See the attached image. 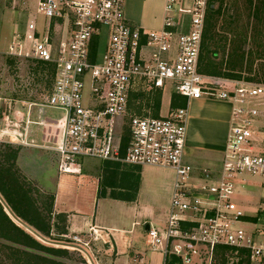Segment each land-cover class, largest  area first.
I'll return each mask as SVG.
<instances>
[{
  "label": "built area",
  "instance_id": "obj_1",
  "mask_svg": "<svg viewBox=\"0 0 264 264\" xmlns=\"http://www.w3.org/2000/svg\"><path fill=\"white\" fill-rule=\"evenodd\" d=\"M124 5L36 0L0 54L51 64L52 89L44 103H30L20 119L0 124V143L53 153L58 176H80L85 159L170 169L175 180L164 226L146 230L162 264H263L264 223L240 194L248 178L264 181V84L199 72L210 0H164L162 27L150 32L128 22ZM168 91L231 106L218 170L185 162L186 107L158 118L128 117L130 96ZM0 207L9 216L1 194ZM250 218L259 222L253 228ZM85 238L71 240L90 251Z\"/></svg>",
  "mask_w": 264,
  "mask_h": 264
},
{
  "label": "rangeland",
  "instance_id": "obj_2",
  "mask_svg": "<svg viewBox=\"0 0 264 264\" xmlns=\"http://www.w3.org/2000/svg\"><path fill=\"white\" fill-rule=\"evenodd\" d=\"M253 2L255 7L258 0H253ZM210 4L213 5L211 10H219V14L213 18L208 10L207 14L210 13L209 22L204 40H202L199 72L205 76L220 79L238 82L253 81L264 84V15L260 19H256L253 15L254 7L252 11L248 12L245 0H210ZM35 8L36 0H0V53L6 50L13 32L25 23L29 15H33ZM37 22L41 25L43 19L39 17ZM106 40L107 36L103 31L99 39V55H102L105 50ZM53 74L54 70L51 64L36 63L29 59L7 58L0 54V124L8 118L11 120L20 119L24 108L30 103H44L52 89ZM169 97L170 95L166 94L164 101L163 94L158 92L134 94L129 97L128 117L140 115L158 118L164 110L170 112L176 107L175 104L167 105ZM13 151L17 152L16 160L7 161V156L11 155ZM42 152L44 151L0 143V171L10 174L14 179L15 186L13 189L20 190V187L23 191L28 192L27 194L33 200L40 217L51 226L49 237H42L37 234L29 225L11 214L8 202L1 195L7 205L9 216L3 212L16 227L27 234L36 244L26 239H22V244H17L0 237V264H93L94 247L90 245L91 250L88 251L81 245L74 243L71 236L58 234L59 229L62 230L63 223L57 219L59 215L55 217L56 222L52 221L51 194L24 177L17 168V159L23 155L30 160V164L27 163V166L32 172L37 174L45 167L48 172L47 175L50 173L51 176L55 177L57 164L54 154L46 151L45 158L41 160V154H44ZM102 162L85 159L82 160L83 172L80 176H60L73 181L66 185L67 196L75 194L81 188V180L77 181L82 175L84 177L93 175V172L100 169ZM148 177L151 178L158 195L163 193L164 187L175 180L173 172L166 169H159ZM248 181L250 183L243 186L244 191L240 194V198L245 200L246 206L257 211V217L263 224L264 181L260 182L250 178L247 179ZM98 205L102 204L99 203ZM161 206L164 207L165 203L163 202ZM98 212H100L103 220H107L109 215L112 217L119 216L118 219L127 218V222L123 226L132 231L131 237L135 239V247L144 255V262L139 264H162L163 255L159 251H151L147 247L145 226L139 225L132 229L130 227L131 219L117 208L102 209L99 207ZM165 218L166 215L164 214L163 221ZM257 223L259 222L256 218H250L247 227L253 228ZM58 224L60 226L56 228L55 225ZM163 226L164 222L158 227L162 228ZM37 244L57 252L49 254L38 251L36 249Z\"/></svg>",
  "mask_w": 264,
  "mask_h": 264
},
{
  "label": "crops",
  "instance_id": "obj_3",
  "mask_svg": "<svg viewBox=\"0 0 264 264\" xmlns=\"http://www.w3.org/2000/svg\"><path fill=\"white\" fill-rule=\"evenodd\" d=\"M163 7L164 0H125L124 15L134 27L146 32L158 31L162 27ZM166 94L170 95L167 105L175 104V108L186 107L187 110L185 162L196 170L202 168L218 170L229 133L231 106L226 102L209 99L187 101L177 95V98L173 99L172 95L175 94L171 91L163 95L164 101ZM168 111L161 112V116H166ZM42 153L44 154H41V160L45 158L46 151ZM27 163L30 164V160L20 155L16 165L24 177L43 190L49 191L53 205L54 218L52 217V221L56 222V215L64 216L65 236L68 235L71 238L85 236V239L89 240L92 235L90 230L95 232V241L90 239V245L95 249L93 264H139L144 262L143 253L136 249L135 239L131 237L132 231L123 226L126 224L127 218L118 219L119 216L109 215L107 220H103L98 208H117L122 211L131 219L130 227L132 229L141 225L145 226L146 232V226H161L164 222V214H167L170 205L173 182L164 187L163 193L158 195L148 176L165 168L102 162L100 169L93 172V175L85 177L82 175L77 181L81 180V188L75 194L67 196L66 185L73 182L72 180L61 178L56 171L55 177L50 173L47 175L45 167L36 174L29 169ZM114 164H120V166L116 168ZM122 179L127 184L121 183ZM127 186L129 190L137 188L133 201L98 196L103 189L108 195L113 187L117 192H124ZM163 202L165 203L164 207L161 206ZM99 203L102 205H98ZM87 234H89L88 237ZM138 254L141 255L140 259L136 258Z\"/></svg>",
  "mask_w": 264,
  "mask_h": 264
},
{
  "label": "trees",
  "instance_id": "obj_4",
  "mask_svg": "<svg viewBox=\"0 0 264 264\" xmlns=\"http://www.w3.org/2000/svg\"><path fill=\"white\" fill-rule=\"evenodd\" d=\"M245 2H246V9L248 10V12L252 11L254 7L253 0H245ZM212 8H213V5H210L209 12L211 13V16L214 18L215 16L219 14V10L212 11L211 10ZM209 14H207V19L205 22L203 40H204L205 33L207 30V24L209 22L208 20ZM253 15L256 19H260V17L264 15V0H258L257 4L254 7ZM94 50H95V47L93 46L92 51ZM201 50H202V46H201ZM254 83H259V82H254ZM174 98H177V96L174 95L173 99ZM124 148H125V144H124ZM16 156H17V152L13 151L11 155L7 156L8 157L7 161H15ZM114 165L116 168L120 166V164H114ZM13 180L14 179H12L10 174H5L2 171H0V193L6 199V202H8L11 208V214H13L15 218H18L24 223H26L27 225H29V227L37 234L41 235L42 237H49L51 226L40 217V214L38 213L39 211L35 207L33 200L29 198L27 191H23L20 187H19L20 190L13 189V187L15 186V183H13ZM120 182L123 184H127V182H125L124 179H122ZM136 190L137 188L135 189L131 188L129 190L127 186L124 192H121V191L117 192L115 191V188L113 187L108 195L106 193V190L103 189L98 194V196L100 198L108 197L114 200L133 201L136 196V192H137ZM51 202H52V198H51ZM57 219L60 220L62 223H64V216L59 215ZM57 226H60V225L59 224L55 225L56 228ZM58 234L60 236L66 235L64 226L62 227L61 231L59 229ZM0 237L4 238L7 241H10L12 243H17V244H22L23 242L22 239L31 240L34 243V241L27 234H25L21 229L16 227L11 222V220L3 212L1 207H0ZM36 249L38 251L49 253V254L57 252L54 249H49L39 244L36 245Z\"/></svg>",
  "mask_w": 264,
  "mask_h": 264
},
{
  "label": "water",
  "instance_id": "obj_5",
  "mask_svg": "<svg viewBox=\"0 0 264 264\" xmlns=\"http://www.w3.org/2000/svg\"><path fill=\"white\" fill-rule=\"evenodd\" d=\"M146 229H148V226H146Z\"/></svg>",
  "mask_w": 264,
  "mask_h": 264
},
{
  "label": "bare ground",
  "instance_id": "obj_6",
  "mask_svg": "<svg viewBox=\"0 0 264 264\" xmlns=\"http://www.w3.org/2000/svg\"><path fill=\"white\" fill-rule=\"evenodd\" d=\"M16 223V222H15Z\"/></svg>",
  "mask_w": 264,
  "mask_h": 264
}]
</instances>
